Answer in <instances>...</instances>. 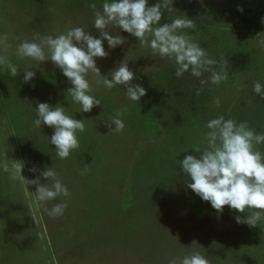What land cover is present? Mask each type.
I'll list each match as a JSON object with an SVG mask.
<instances>
[{
    "label": "rangeland",
    "instance_id": "374dc122",
    "mask_svg": "<svg viewBox=\"0 0 264 264\" xmlns=\"http://www.w3.org/2000/svg\"><path fill=\"white\" fill-rule=\"evenodd\" d=\"M91 3L101 8L104 0H0V35L8 34L9 59L21 69L13 78L0 68V161L21 162L28 179L39 174L30 171L34 166L53 167L71 193L41 206L34 185L25 191L0 168V264H49L47 255L52 264H169L197 250L212 264H264V220L249 227L235 217L251 209L240 213L226 205L217 212L186 187L180 165L195 147L205 146L210 119L223 115L264 132V99L253 91L254 80L264 90V51L255 39L264 33V0H173L174 12L164 13L161 23L177 14L193 20L196 28L187 34L226 68L228 79L219 87L205 85L199 95L200 78L190 72L177 78L173 61L153 56L110 25L107 30L123 36L125 44L109 49L104 41L110 54L97 58L101 75L126 57L133 83L146 95L128 100L122 86L108 90L92 76L91 94L102 104L82 113L66 94L72 85L59 68L51 61L19 59L15 48L17 37L55 36L69 27L99 37ZM25 67L36 72L28 83ZM37 102L61 105L84 120L86 130L77 132L80 147L68 158L56 156L52 127H34ZM120 111L124 130L109 132L105 120ZM257 147L264 154V144ZM61 201L68 205L64 214L48 216L45 207Z\"/></svg>",
    "mask_w": 264,
    "mask_h": 264
},
{
    "label": "clouds",
    "instance_id": "9594fccd",
    "mask_svg": "<svg viewBox=\"0 0 264 264\" xmlns=\"http://www.w3.org/2000/svg\"><path fill=\"white\" fill-rule=\"evenodd\" d=\"M172 5L173 0H157L154 5H150L149 0H104L101 8L91 3L88 7L93 10V27L99 37L83 27H69L55 36L34 33L31 39L17 37L20 42L15 48V55L38 64L51 61L72 85L66 94L71 96L72 102L81 105L82 113L91 112L102 104L91 94L92 76L96 77L97 86L108 90L122 86L128 100L140 101L146 95L143 86L133 83L135 72L129 68L126 57L108 75H101L97 58H107L110 54L105 49L104 41H107L109 49L125 44L123 36L113 35L107 30L110 25L135 37L141 48L152 50L153 56L173 61L177 78L183 77L186 72L200 78L201 88L196 90V95L209 83L219 87L228 79V73L220 61L210 58L208 51L185 31L196 28L194 21L177 14L172 16L170 22L161 23L165 12H174ZM238 10L243 11L242 8ZM255 39L264 51V33L258 34ZM8 40L7 33L0 35V68L15 78L21 69L9 59L11 45ZM32 68L23 69L25 83L36 76ZM205 73L208 74L207 78H203ZM253 91L264 99L259 80L253 81ZM213 103L219 107V97L214 98ZM35 111L33 124L36 129L42 125L54 129L50 142L55 146L56 156L66 159L80 147L77 132L86 130L84 120L68 114L61 105L52 106L46 102H37ZM122 115V111L116 112L105 120L109 132L121 133L124 130ZM205 127L208 129L203 134L205 146L195 147L193 154L186 155L180 161L187 178L184 181L186 187L203 201L210 202L217 212L222 213L226 205L240 213H246V209L253 210L246 216L237 215L236 223L249 227L259 225L264 220V154L257 146L264 144V132H257L247 121L238 122L223 115L210 119ZM24 166L21 162L14 161L10 166L6 160L0 161V168L10 173L12 179L21 181L25 191L29 186H35V200L41 206L71 195L53 167L40 170L34 166L30 171L39 174L34 179H28L22 176ZM89 166L86 165V169ZM42 178L46 182H42ZM67 206L66 201H61L51 208L45 207V211L50 217L62 216ZM169 264H212V261L197 250L183 257L172 258Z\"/></svg>",
    "mask_w": 264,
    "mask_h": 264
},
{
    "label": "water",
    "instance_id": "95a60500",
    "mask_svg": "<svg viewBox=\"0 0 264 264\" xmlns=\"http://www.w3.org/2000/svg\"><path fill=\"white\" fill-rule=\"evenodd\" d=\"M22 176H23V173H22ZM28 195V194H27ZM28 200H29V202H30V205H31V209H32V211H33V216H34V219H35V222H36V224L38 225L39 224V222H38V219H37V216H36V214H35V212H34V208H33V204H32V202H31V200H30V196L28 195ZM39 233H40V235H41V237H42V233H41V231L39 230ZM47 257H48V262H49V264H52V262H51V260H50V258H49V256L47 255Z\"/></svg>",
    "mask_w": 264,
    "mask_h": 264
}]
</instances>
